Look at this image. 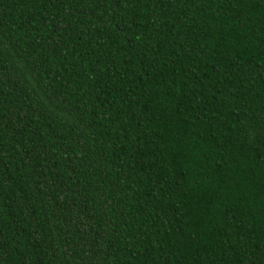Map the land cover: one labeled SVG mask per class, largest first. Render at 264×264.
I'll return each instance as SVG.
<instances>
[{"label": "trees", "instance_id": "obj_1", "mask_svg": "<svg viewBox=\"0 0 264 264\" xmlns=\"http://www.w3.org/2000/svg\"><path fill=\"white\" fill-rule=\"evenodd\" d=\"M0 264H264V0H0Z\"/></svg>", "mask_w": 264, "mask_h": 264}]
</instances>
